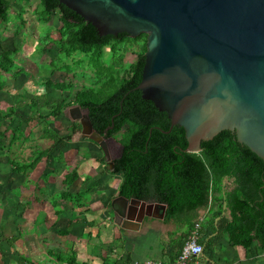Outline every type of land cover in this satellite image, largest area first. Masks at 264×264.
Masks as SVG:
<instances>
[{
	"label": "trees",
	"instance_id": "16d2710c",
	"mask_svg": "<svg viewBox=\"0 0 264 264\" xmlns=\"http://www.w3.org/2000/svg\"><path fill=\"white\" fill-rule=\"evenodd\" d=\"M40 3L44 15L39 19L41 22L48 23L53 13H58L59 37L53 42L59 54L67 58L77 53L87 55L86 65L94 70L96 80L93 87L96 88L82 87L68 102L65 99L51 100L46 93L33 95L24 92L19 96L22 105L45 121L64 118L66 108L78 105L88 111L91 125L100 135L107 127L113 126L106 137L116 136L114 139L122 147V153L112 160L113 170L109 172L108 167L106 170L112 175L121 174L117 196L165 205L163 222L174 224L180 233L177 240L179 251L199 222L198 242L203 235L209 237V248L213 242L210 236L218 232V236H225L231 246L248 249L257 242L259 251L264 252V162L246 146L237 143L235 135L229 131H222L212 140L202 142L197 153L185 152L187 142L183 129L173 126L169 131L167 115L159 112L150 101L143 100L140 91L135 90L141 80L147 35L141 34L134 39L126 34L101 37L91 24L58 0H40ZM9 11L8 2L0 0V19ZM24 25V20L19 21V27ZM123 43L135 44L138 50L128 70L118 79L111 72L110 65H125L124 55L119 50ZM105 46L111 52L110 65L103 63L100 55ZM4 55H0V92L4 91L6 84L3 72H8L1 68ZM47 83L48 80L45 81L46 87ZM54 86L63 91L65 84ZM16 116L21 117L14 107L6 113L0 110V120L9 124ZM79 132L81 125L78 122H72L70 134L64 136L50 129L46 122L42 138L50 141V146L44 151L30 152L25 159L9 158L8 164L12 170L27 172L53 152H56L53 159L61 161L62 146ZM27 140L28 135L23 129L16 127L9 138L8 148L18 144L23 146ZM202 209H207L210 218L199 221ZM223 211L228 213L230 221L222 228L216 227L214 219Z\"/></svg>",
	"mask_w": 264,
	"mask_h": 264
},
{
	"label": "water",
	"instance_id": "95a60500",
	"mask_svg": "<svg viewBox=\"0 0 264 264\" xmlns=\"http://www.w3.org/2000/svg\"><path fill=\"white\" fill-rule=\"evenodd\" d=\"M58 1L101 37L147 35L135 90L167 115L169 131L183 129L185 152L197 153L202 142L229 131L264 162V0ZM66 111L80 123L82 137L107 157L106 141L112 137L106 135L113 126L100 135L87 110L73 105ZM121 153L122 147L118 157ZM109 166L112 171V161ZM134 203L144 204L116 197L114 223L124 220L127 205ZM157 206L165 211V205Z\"/></svg>",
	"mask_w": 264,
	"mask_h": 264
},
{
	"label": "crops",
	"instance_id": "0c3cea01",
	"mask_svg": "<svg viewBox=\"0 0 264 264\" xmlns=\"http://www.w3.org/2000/svg\"><path fill=\"white\" fill-rule=\"evenodd\" d=\"M79 142L71 147L79 155L71 172L0 170V264H173L180 233L174 224L163 222L159 203L128 204L124 220L114 223L111 202L118 197V184H108L115 176L109 173V162L118 155L102 162L105 157L93 143ZM51 157L57 164L64 159ZM131 215L133 220L126 219ZM203 218H210L207 209L199 211V221ZM228 221L223 211L214 225L222 228ZM210 237V248V238H200L203 253L190 264H264L257 242L243 249L231 246L218 232Z\"/></svg>",
	"mask_w": 264,
	"mask_h": 264
},
{
	"label": "rangeland",
	"instance_id": "374dc122",
	"mask_svg": "<svg viewBox=\"0 0 264 264\" xmlns=\"http://www.w3.org/2000/svg\"><path fill=\"white\" fill-rule=\"evenodd\" d=\"M6 1L10 6V11L0 19V55L5 53L2 57L4 60L1 62V68L8 72H3L6 84L4 91L0 92V110L6 113L10 107H14L21 117L16 116L10 124L0 120V170L10 169L9 158L13 160L25 159L30 155V152L44 151L50 146V141L42 138V128L46 122L49 128L59 135L70 134V126L73 122L70 119V111H66L64 118L59 120L49 119L45 121L39 119L37 113L31 112L27 106L22 105V100L19 97L22 93L28 92L33 95L46 93L51 100L65 99L68 102L72 100L73 93L78 89L82 87L96 88L93 87L96 80L94 70L86 65L87 55L77 53L67 58L59 54L56 43L53 42L59 37L58 13H53L51 20L48 23H43L39 20L44 17L41 12L40 0ZM21 20L25 21L24 27H19ZM119 47L120 53L124 55L125 65L122 67L110 65L112 57L108 46L101 49L100 55L102 62L110 65V70L115 77L121 79L124 72L128 70L129 64L134 61L135 52L138 49L132 43H123ZM99 52L100 50L96 51V54ZM46 80H48L47 87ZM59 83L65 84L63 91L55 88L54 85ZM16 127L23 129L24 133L28 135V140L23 146L18 144L8 148L9 138ZM114 138L106 141L109 146H113L107 157L104 156L107 160L117 157L115 151H119L121 148ZM81 139L89 141V139L82 137V133L79 132L73 136V144L69 145V142L65 144V155L62 162L57 164L56 161L52 160L51 156L56 153L53 152L43 157L35 170L53 169L64 170L65 172L75 170V163L79 155L74 153V148L71 147L78 146ZM94 147L97 154L102 156L99 147L96 145ZM81 153L83 154V152ZM121 178V174L115 175L110 178L108 184L116 187ZM112 227H114L113 224Z\"/></svg>",
	"mask_w": 264,
	"mask_h": 264
},
{
	"label": "built area",
	"instance_id": "2783aa9c",
	"mask_svg": "<svg viewBox=\"0 0 264 264\" xmlns=\"http://www.w3.org/2000/svg\"><path fill=\"white\" fill-rule=\"evenodd\" d=\"M198 223L195 224V229L188 237L184 245L182 246L179 255L173 264H190V262L201 256L203 253V246L198 242ZM134 264H164L157 261H148L145 263Z\"/></svg>",
	"mask_w": 264,
	"mask_h": 264
},
{
	"label": "flooded vegetation",
	"instance_id": "af4514ba",
	"mask_svg": "<svg viewBox=\"0 0 264 264\" xmlns=\"http://www.w3.org/2000/svg\"><path fill=\"white\" fill-rule=\"evenodd\" d=\"M111 147H113V146H109L107 143H106V148H107V152L109 153V151H110V149H111ZM100 149V148H99ZM113 150L115 149V147L114 148H112ZM116 152V154L117 155H119V153H120V150L119 151H115ZM103 154V153H102ZM104 155V154H103Z\"/></svg>",
	"mask_w": 264,
	"mask_h": 264
}]
</instances>
